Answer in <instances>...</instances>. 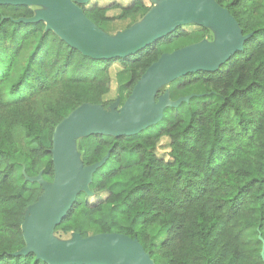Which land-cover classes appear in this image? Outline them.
<instances>
[{
    "label": "trees",
    "instance_id": "obj_1",
    "mask_svg": "<svg viewBox=\"0 0 264 264\" xmlns=\"http://www.w3.org/2000/svg\"><path fill=\"white\" fill-rule=\"evenodd\" d=\"M216 1L247 36L243 48L215 71L176 80L205 88L195 106L167 108L134 135L75 137L82 170L106 158L89 184V194L106 197L91 202L80 192L56 230L138 238L156 264H264V0ZM78 5L100 28L152 8L145 0ZM35 15L28 5L0 4V264H48L19 252L28 209L46 194L32 179L55 177L56 126L85 103L112 110L114 63L129 73L130 95L163 45L191 34L180 26L134 54L94 59L43 19L27 21ZM164 140L168 158L156 151Z\"/></svg>",
    "mask_w": 264,
    "mask_h": 264
},
{
    "label": "water",
    "instance_id": "obj_2",
    "mask_svg": "<svg viewBox=\"0 0 264 264\" xmlns=\"http://www.w3.org/2000/svg\"><path fill=\"white\" fill-rule=\"evenodd\" d=\"M0 4L43 5L32 19L47 18L60 26L61 36L84 55L94 59L124 57L146 48L165 37L193 18L207 16L215 22L222 42L216 48H201L191 53L189 47L165 53L141 76L122 109L112 114L103 105L85 103L72 111L53 134L52 159L55 167L53 182L43 180L42 175L33 178L46 191L53 193L52 201L40 202L28 209L27 217L36 212L25 239L27 246L19 253L35 252L48 264H156L138 238L112 232L78 238L67 245H60L54 238L57 226L73 206L77 195L90 193L92 174L102 166L101 162L85 167L78 178L72 157L75 137L91 134L130 136L160 122L167 108L179 107L189 97L177 101L161 98L151 109L152 94L162 82L175 80L190 72L215 71L240 51L247 36L230 11L216 0H166V4L153 11L148 19L137 26L127 37L114 39L91 21L83 9L73 0H0ZM91 114L87 115L86 112ZM26 217V218H27Z\"/></svg>",
    "mask_w": 264,
    "mask_h": 264
},
{
    "label": "rangeland",
    "instance_id": "obj_3",
    "mask_svg": "<svg viewBox=\"0 0 264 264\" xmlns=\"http://www.w3.org/2000/svg\"><path fill=\"white\" fill-rule=\"evenodd\" d=\"M73 1L77 4L85 3V2L87 3L98 2L99 4H105L106 2H108V0H73ZM109 1H113V0H109ZM116 1L122 2L124 4L129 2V0H116ZM145 1L146 3L152 5L151 11H149L147 14L143 15L142 13H139L128 19L109 21L104 23L101 29L109 37L114 39L127 37L128 35L134 32L137 26H139L146 19H148V17L153 11L166 4V0H145ZM31 7L34 9L36 15H38L40 11L49 9L48 7L43 5H32ZM109 13L111 16L118 15V13H120V10H111ZM43 20L45 21L46 29L52 28L59 35H61L59 25H53L47 18ZM182 26H184L186 30L190 31L191 34L188 37L178 39L173 43L163 45L162 47L163 54L172 53L178 49H182L185 47L191 48L189 49L190 52L194 53L196 50H200L201 48L198 47L194 48L191 46L216 48L222 42V36L217 25L213 20H211L207 16H199L193 18L187 23L183 24ZM27 54L28 52L24 54V56L21 59L22 61H24ZM121 70H122V66L119 63H114L113 66L111 67L112 88L110 93L106 96V99L114 101V103L111 106L112 114L118 113L122 109L126 100L129 97L127 82L129 81L130 75L129 73H121ZM180 78L181 77L175 80L165 81L156 86L152 94L151 109H153L158 105L159 100L161 98H167L170 101H177L181 97H189V100L186 101L187 102L186 104H191L195 106L198 98L202 97L205 93H207L205 91V88L199 84L192 85L187 89L179 88L176 80ZM86 114L90 115L91 112L87 111ZM166 115L170 116L169 113H166ZM46 141L49 144V141L48 140ZM168 143H169L168 140H164L162 144L160 143L159 147L156 150L157 154L165 158L166 157L168 158L166 151ZM77 145H78V140L77 139L73 140L72 142L73 163L75 166V172L77 174V177L80 178V173L83 168V165H82V154L77 150ZM127 161L130 162L132 161V159L129 157ZM52 197H53V193L51 191H46L43 200L51 202ZM105 197H106L105 193L89 194V200L91 202H94L97 199L105 198ZM36 214H37L36 212L31 213L23 223L22 228L26 232V234L29 230V225L35 219ZM54 238L58 244L67 245L74 242L78 238V234L75 232H64L62 230H55Z\"/></svg>",
    "mask_w": 264,
    "mask_h": 264
}]
</instances>
